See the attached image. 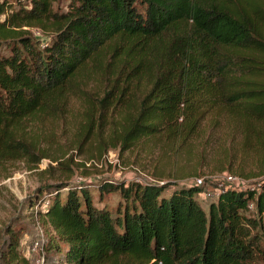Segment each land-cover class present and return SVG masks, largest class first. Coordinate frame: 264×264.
<instances>
[{
	"label": "trees",
	"instance_id": "1",
	"mask_svg": "<svg viewBox=\"0 0 264 264\" xmlns=\"http://www.w3.org/2000/svg\"><path fill=\"white\" fill-rule=\"evenodd\" d=\"M59 1L0 0V179L8 164L39 163L27 121L79 96L89 76L98 93L86 96L84 139L101 143L109 115L122 151L223 123L264 174V0H71L61 12ZM97 191L120 201L101 205L83 184L41 187L28 213L0 221V264H35L21 252L23 221L43 228L52 264H264V183L226 188L207 211L196 185Z\"/></svg>",
	"mask_w": 264,
	"mask_h": 264
},
{
	"label": "rangeland",
	"instance_id": "2",
	"mask_svg": "<svg viewBox=\"0 0 264 264\" xmlns=\"http://www.w3.org/2000/svg\"><path fill=\"white\" fill-rule=\"evenodd\" d=\"M70 1L54 3L53 10L66 11ZM33 33L40 40H46V35L42 36L36 30ZM82 87V95L70 96L54 112L27 121V138L44 157L36 165L21 161L5 166V178L0 179L1 222L13 220L21 212L23 215L28 213L30 204H27L38 198V190L45 185L83 184L92 199L98 201L97 186L105 181L171 182L176 186H191L200 181L198 186L203 191L196 195V200L207 211L208 205L215 202L222 190L235 186L226 183L224 176H236L244 181V188L252 190L264 183V174H257L256 165L242 158L238 135L226 133L223 123L216 128L204 124L194 136L184 140L182 137L169 141L148 139L122 151L110 147L108 142L109 119L117 118L109 115L102 121L106 128L101 143L92 133L84 139L81 128L86 113L93 110V106L87 104L86 96L95 98L98 90L93 76H89ZM89 100V103H95L94 99ZM102 196L101 205L106 204L110 209L120 201L117 192ZM47 199L43 196L38 205L42 207ZM15 227L23 228L22 254L33 261L44 256L43 247L48 244L49 237L43 228L24 221L16 223ZM55 260L56 257L44 258V264H52Z\"/></svg>",
	"mask_w": 264,
	"mask_h": 264
},
{
	"label": "built area",
	"instance_id": "3",
	"mask_svg": "<svg viewBox=\"0 0 264 264\" xmlns=\"http://www.w3.org/2000/svg\"><path fill=\"white\" fill-rule=\"evenodd\" d=\"M224 180L226 181V183H230L232 185H235L234 187H228V188H236V189H240V190H245V189H249V188H244L242 185H244V181L241 180L240 178L236 177V176H232V175H227L224 176ZM201 182L197 181V184H195L196 186H198ZM243 187V188H242ZM35 264H44V256H39L37 259L34 260Z\"/></svg>",
	"mask_w": 264,
	"mask_h": 264
}]
</instances>
